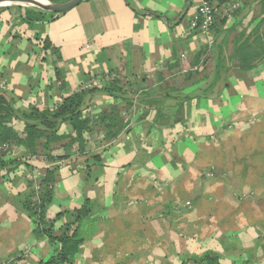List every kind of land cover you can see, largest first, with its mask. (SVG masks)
<instances>
[{"label":"crops","instance_id":"0c3cea01","mask_svg":"<svg viewBox=\"0 0 264 264\" xmlns=\"http://www.w3.org/2000/svg\"><path fill=\"white\" fill-rule=\"evenodd\" d=\"M200 1L84 0L33 26L17 6L0 10V76L16 110L51 111L86 85L117 79L133 94H180L127 106L96 92L85 116L116 107L125 127L110 141L87 134L83 154L61 142L50 162L40 147L32 157L16 146L5 159L18 165L0 168V264H43L57 253L33 236L23 207L30 194L37 202L46 170L56 178L47 219L63 214L54 231L70 224L83 239L73 264H202L194 259L207 254L219 264H264V143H245L264 135V59L240 72L228 59L233 37L218 36L217 20L207 36L191 30ZM260 1L243 0L230 16L218 3L215 19L249 32L264 17ZM210 85L206 97L179 99ZM11 127L21 134L24 124ZM57 131L71 133L65 124ZM86 203L91 214L73 224Z\"/></svg>","mask_w":264,"mask_h":264},{"label":"trees","instance_id":"16d2710c","mask_svg":"<svg viewBox=\"0 0 264 264\" xmlns=\"http://www.w3.org/2000/svg\"><path fill=\"white\" fill-rule=\"evenodd\" d=\"M68 0H48L50 3H62ZM227 0H217V3L222 4ZM261 13L264 15V0H261ZM19 10L20 18L27 26H33L34 24H44L52 22L56 17L61 14L46 13L38 8H22L16 7ZM245 11V10H243ZM214 19L213 26L221 25L222 33L220 31L218 36L230 35L232 36L233 50L228 57L231 62L238 65V70L248 71L254 68L257 62L264 59V17L259 22L253 23L252 29L249 32L243 27L241 23H235L232 26L226 27L225 20ZM50 48L48 40L44 41V49ZM221 63V58L220 61ZM216 63L215 79L212 84H215L219 75L221 65ZM129 85L124 83L120 79L112 80L107 85H103L101 88L81 89L75 93L65 97L62 102L57 105L53 110H38L37 108H30L28 110L19 111L13 108L14 101L6 97L5 93H0V146L2 144H8L10 146H21L28 155L32 157L38 156V147L41 148V155L48 161H53L51 157V151L54 147L62 142L61 147L66 151L75 149V153L83 154L86 152L88 141L86 139L87 134L92 132H99L103 134L105 141L115 139L118 132L122 131L125 127V123L120 119V109L112 107L101 113H97L95 119L85 116L86 106L88 100L96 94V92H103L113 100H120L125 105L129 106L133 102L143 103L148 101L149 103H159L160 100L166 101L169 99L177 100L176 98L180 94H175L173 91L169 92L167 89L163 93L156 95L145 94L140 92L133 94L130 89L126 88ZM214 85H210V88L200 90L197 95H189L179 98L181 101L190 100L192 98L206 97L208 92L212 90ZM158 99H155L156 97ZM179 101V100H178ZM157 115L161 114L165 110L163 104L157 105ZM169 108V107H168ZM180 111H175L174 115L179 114ZM165 117V114H161L160 119ZM19 120L24 124V129L21 134L13 131L11 125L14 121ZM65 124L70 128L71 133L67 136L58 135V126ZM2 157V163H1ZM5 154L0 155V168H12L15 169L18 165V160H7ZM55 170H46L45 177L41 181V191L36 203H33L32 195H28L26 201L23 203V207L30 216L34 223L33 236L38 238L46 237L51 245H56V255L51 257L49 261L43 264H73L76 254L79 251V247L82 244V237L78 235L77 229H73L72 225L66 224L59 228L58 232L54 231V223L58 217L63 214H59L58 217L50 221L47 219L46 210L49 204L53 201L54 194L52 193V186L56 181ZM31 187V185H30ZM90 204L86 203L77 211L73 212L74 220L73 224L81 222L84 218L88 217L90 213ZM218 257L211 256V254L204 255L201 259H194V261L202 264H219Z\"/></svg>","mask_w":264,"mask_h":264},{"label":"built area","instance_id":"2783aa9c","mask_svg":"<svg viewBox=\"0 0 264 264\" xmlns=\"http://www.w3.org/2000/svg\"><path fill=\"white\" fill-rule=\"evenodd\" d=\"M242 1L243 0H229L225 2L223 15L230 16L241 7ZM199 4L196 16L189 25L191 30L199 31L204 36H207L218 12V3L217 0H201ZM6 86V82L0 76V93L4 92ZM85 88H89V85L84 86L83 89ZM88 113L89 111H87L86 115H88ZM15 147L2 144L0 146V155L5 154L6 157L13 156Z\"/></svg>","mask_w":264,"mask_h":264},{"label":"water","instance_id":"95a60500","mask_svg":"<svg viewBox=\"0 0 264 264\" xmlns=\"http://www.w3.org/2000/svg\"><path fill=\"white\" fill-rule=\"evenodd\" d=\"M84 0H68L62 3H50L46 0L45 4L39 3L36 0H0V10L6 7H11V4L23 8H38L50 14H65L75 8Z\"/></svg>","mask_w":264,"mask_h":264},{"label":"rangeland","instance_id":"374dc122","mask_svg":"<svg viewBox=\"0 0 264 264\" xmlns=\"http://www.w3.org/2000/svg\"><path fill=\"white\" fill-rule=\"evenodd\" d=\"M48 1V0H47ZM12 5V4H11ZM170 81H172L171 79H169ZM147 86H148V84H146ZM138 87H142L141 85H134V88L135 89H138ZM144 87V86H143ZM139 89H141V88H139ZM143 90V89H142ZM254 126V125H253ZM252 126V127H253ZM259 125H256L255 127H258ZM262 126V128H264V125H261ZM247 127V126H246ZM255 127H253V128H255ZM252 128V129H253ZM247 133H249V131L247 132ZM248 137V136H247ZM255 140V137H253V140H251V141H245V140H242V142H241V145L244 143V141H245V143L247 142V144L248 145H250V144H255V143H258V142H260V143H264V135L261 137V141H254ZM249 153H251V156H254V155H256V157L257 156H259V154L260 153H256L254 150H253V148L249 151ZM256 153V154H255ZM233 187H235V186H233Z\"/></svg>","mask_w":264,"mask_h":264},{"label":"bare ground","instance_id":"6f19581e","mask_svg":"<svg viewBox=\"0 0 264 264\" xmlns=\"http://www.w3.org/2000/svg\"><path fill=\"white\" fill-rule=\"evenodd\" d=\"M36 1H38L39 3H42V4L46 3V0H36Z\"/></svg>","mask_w":264,"mask_h":264}]
</instances>
